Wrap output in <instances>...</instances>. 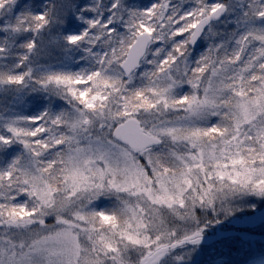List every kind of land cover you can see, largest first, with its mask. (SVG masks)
<instances>
[{"label": "rangeland", "instance_id": "obj_1", "mask_svg": "<svg viewBox=\"0 0 264 264\" xmlns=\"http://www.w3.org/2000/svg\"><path fill=\"white\" fill-rule=\"evenodd\" d=\"M11 1L0 0V24L6 23L0 25V31L6 29L12 34L21 29L22 23L28 31L33 29L22 60L30 58V63L37 64L56 54L63 43L55 40L54 34L69 22L72 0H42V10L37 9L29 18L19 11L9 18L14 10ZM125 1L89 0V19L80 15L76 23L83 25L66 31L69 41L81 46L78 61L82 62L86 54V61L95 64L86 67L88 63L83 61L79 65L71 79L78 85L77 95L54 76L42 85L79 117L67 119L62 114L65 109H59L52 122L45 119L46 109H42L32 118L33 134L44 133L37 142L48 144L54 133L68 148L63 158L66 165L51 172L48 182L33 184L29 195H11L20 198L9 210L0 203V212L6 215L0 216V264H138L142 256L157 247L203 232L202 227H214L215 233L223 222L243 218L264 206V87L249 88L240 77L234 79L235 83L225 82L227 87H216L213 83L219 73L214 64L209 69L211 76L199 80L209 66L212 49L220 45L218 29L231 14L234 0H210L209 13L204 0H195L179 15L172 12L175 17H171V29L159 26L157 20L170 15L171 0L151 1L136 24L119 19ZM31 6L28 1L27 10ZM219 6L225 7V15L214 19L213 12ZM203 21L206 26L202 38L192 47ZM146 31L152 34L153 42L140 68L127 77L137 87L135 91L117 97V91L109 87L93 90L92 81L103 72L106 77L117 76V72L125 76L121 64L137 36ZM256 40L243 33L236 44L235 59L246 61L248 50L260 49ZM162 49L164 55L160 57ZM157 63L164 68L162 79L169 94H178V105H170L164 95L154 99L150 94L154 87L148 93L143 90ZM259 67V75L264 74V59ZM16 70L13 81L16 87H23L28 71ZM259 75L250 76V83ZM111 84L106 79L105 85ZM5 85H0V108L12 91ZM228 87L239 97L234 103L232 97L227 99L225 105L220 100ZM251 90H255V96H246ZM137 99L141 102L135 103ZM129 119L159 137L162 144L140 151V156L119 143L114 130ZM64 128L70 129V134ZM6 132L9 134V130ZM140 157L150 163V176ZM51 165L43 168L52 170ZM195 168L201 172L199 183L191 178ZM6 179L12 190L17 178L11 168L6 171ZM21 187L22 191L26 188ZM247 208L252 212L243 213ZM167 220H175L178 225L172 229ZM103 227L108 233L102 232ZM236 238L231 237L232 242L237 241L243 255L230 253L220 245L212 264H225L227 256L235 260L238 255L248 259L242 264H264V243L261 251L252 252L257 245ZM209 247L176 248L162 264L196 263Z\"/></svg>", "mask_w": 264, "mask_h": 264}, {"label": "trees", "instance_id": "obj_2", "mask_svg": "<svg viewBox=\"0 0 264 264\" xmlns=\"http://www.w3.org/2000/svg\"><path fill=\"white\" fill-rule=\"evenodd\" d=\"M8 1L10 0H6L4 3H8ZM28 1H31L32 4L29 10L26 8ZM151 1L154 0H126L122 4L119 17L120 21L124 23H138L145 10L144 8H146ZM204 1L205 11L206 13H209L210 0ZM225 1L226 0H224V2ZM88 2L89 0H72L69 22L66 23L64 27L62 26V28L58 29L54 34V39L63 43L61 44L60 50L56 54L47 56V58H45L46 60H43L40 63L38 62L39 64L30 63V58L22 60V53L28 49L25 45L29 41L28 37L30 36V31L33 29L28 31L29 29H25L24 23H22L21 29L15 30L12 34L6 29L0 31V85L8 84L9 87L11 86L10 89H12L7 100L0 108V203L3 202V205L6 206V209L8 210L15 206V203L20 197L23 195H29L33 184L36 186L42 183V181L48 182L51 172L55 173L60 167L65 168L66 160L64 161L63 158H65L68 148L64 143L57 141L54 133L53 135H50V138L47 140L48 144L43 145L42 142H37V140H40L39 138L43 137L42 135H44V133H42L41 136H35L33 134L35 122L32 118L42 109H46L45 119L52 122L55 118V114L59 112V109H65V112L62 114L67 119L79 117L77 112L73 109H69L61 100L54 98L49 91L47 92V90H43L42 85L47 81V78L50 79L52 78L51 76H54L53 78L58 81L60 80L59 82L62 81L61 83L69 91L71 90L72 93L77 95L79 91L77 88L78 85L76 83L73 84L71 79H74L73 76L77 72L79 65L82 64L83 61L88 63L85 65L86 67H92L95 64L94 62L91 63L86 61V59L89 60L86 54H83L82 62L78 61L77 57H79V54L81 53V46L80 44L70 42L66 33L67 29H73L83 25L81 22L76 23V20L80 15L85 16L86 20L87 18L89 19L90 12L86 8ZM170 2V15L165 18L159 16L157 20L159 26L171 29L173 21L171 17H175V15L171 16L172 12L174 11L175 14L179 15L181 11L192 6L195 3V0H171ZM11 3L14 6V10L12 14H10L12 16H8L9 18H13L18 11L29 18L30 14L32 15L37 9L38 11L42 10V0H13ZM263 7L264 0H234V4L232 8H230L231 14L227 16L221 24L220 29H218L217 42H219L220 45L215 46L212 49V52H214L211 54L212 57L209 60V66L200 74V81L211 76L209 74V69L214 64L216 72L219 73V75L215 76L213 83L216 87H220V85L222 87H227L225 86V82L228 83L229 81V83H235V80L238 77H240V79L244 81V85L249 88L252 86L256 87L257 85H259L260 88L264 87V78L262 77L264 74L259 75V73H261L259 71L262 70L259 65L262 64L264 59V45L262 44L264 43ZM3 24L5 25L6 23H1V27ZM245 32L248 33L250 39H257L256 42H259V45L261 46L260 49L257 47L255 52H250L248 50L246 61L241 58L235 59L236 44H238V39ZM256 44L257 43L253 46H256ZM163 55L164 50L162 49L159 56L163 57ZM20 61H22L21 64H19ZM18 67L28 71L26 83L23 84V87H16V81H13V74L17 71L16 68L18 69ZM163 69L164 68H160L158 63L153 65L148 79L143 84V90H147L146 92L148 93L149 88L154 87L153 90L155 91L150 93L154 99H157L158 97L161 98L162 95H164V99L170 105H178L177 100H175L178 98V94L175 97H173V93L169 94V88L165 86L166 83L164 82V79H162V76L164 75ZM103 73L97 75V78L92 81L91 85L93 90L109 87L112 92L117 91V97H121L126 91L133 93L137 88L129 83L127 77L120 72H117V76L108 77ZM254 73L259 75V77H257L253 84H251L249 79ZM193 74H198V72H193ZM190 75H192V72L189 73V76ZM58 77L61 78L59 79ZM106 79L109 84L112 83L110 86L105 85ZM71 86H74L75 88L71 89ZM228 86L230 85L228 84ZM223 90L225 92L222 93L220 100L223 104L226 105L228 103L227 99L231 97L233 103L237 101L239 97L237 92H234L230 87ZM187 92L189 93L190 91ZM255 93V90H251L246 93V96L249 97L251 94L255 96ZM139 102L141 101L137 99L135 103ZM204 119L207 120V118ZM7 130H9V134H6ZM69 130L70 129H65L67 133H69ZM225 133L228 134L226 131ZM3 136H8V140L3 139ZM69 150L71 151L72 148ZM137 153L141 156V152ZM140 159L146 174L150 176L152 173L150 163H147L146 160L141 157ZM48 162L52 163V170L50 167L43 168L50 164ZM8 168L12 169L13 176L17 178L15 181L16 183H14L15 187L12 190H9L8 180L6 179V171ZM197 175L198 177L195 179ZM200 177V170L197 168L192 169L191 178L193 179V182L199 183L200 181L198 180ZM21 185L26 187L23 191ZM16 192L21 196L19 198H10L11 195L17 196L15 194ZM251 212L250 208L243 211V213L246 214ZM0 216L5 217L6 215L2 211L0 212ZM202 222L206 223V220L202 219ZM168 224L171 225L172 229L178 225L175 220L168 221ZM231 227L232 226L223 222L222 228L228 229ZM213 228L202 227L201 231L205 234H212ZM246 229L252 233L264 235V225L258 226L255 229ZM102 232L108 233V229L106 230V228L103 227ZM179 232L180 230H178V234H181ZM239 239L241 238H236L235 240ZM232 240L234 239L225 238L212 244L208 251L201 256L199 261L190 264H212L213 254L217 251L220 245L228 248L230 253H241L237 241L232 242ZM249 243L252 245L254 244L255 246L257 245L256 247L251 248L252 252H257L258 250L261 251L263 248L262 243L264 242L254 241L253 243L249 240ZM238 256L240 258L235 260L230 258V256H227V262H225V264H230L232 261H235V264H242L248 260H245L241 255Z\"/></svg>", "mask_w": 264, "mask_h": 264}, {"label": "water", "instance_id": "obj_3", "mask_svg": "<svg viewBox=\"0 0 264 264\" xmlns=\"http://www.w3.org/2000/svg\"><path fill=\"white\" fill-rule=\"evenodd\" d=\"M225 13V7L219 6L213 12L214 19H220ZM205 27V22H201L197 29L196 35L191 41V46L195 47L202 38V31ZM153 40V36L150 32L140 33L135 42L131 45L128 54L121 64V68L126 74V76H131L141 65L143 59L147 55L148 49ZM116 140L127 145L130 149L134 151H144L152 147L161 145L162 140L145 131L135 119H129L124 123L119 124L113 133ZM264 223V206L257 212L246 215L243 218H233L229 221L236 228L222 230L219 225L216 233L205 235L202 232L195 233L190 236L184 237L178 242H173L172 244L157 247L141 257L138 264H161L165 257L172 250L179 248L184 245H210L222 238L239 236L243 240H262L263 235L251 233L245 230H240L239 228L244 227H256ZM2 222L0 221V227H2Z\"/></svg>", "mask_w": 264, "mask_h": 264}]
</instances>
